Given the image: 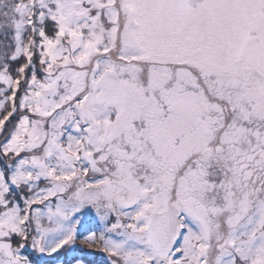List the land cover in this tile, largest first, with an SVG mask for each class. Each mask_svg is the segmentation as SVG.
Wrapping results in <instances>:
<instances>
[{"label": "rangeland", "instance_id": "374dc122", "mask_svg": "<svg viewBox=\"0 0 264 264\" xmlns=\"http://www.w3.org/2000/svg\"><path fill=\"white\" fill-rule=\"evenodd\" d=\"M151 1L0 0V115L5 107L8 110L0 117V132L6 119L11 120L8 131L12 130L7 139L0 136V264H153L144 231L133 230L131 220L121 218L133 215L128 212L131 202L112 185L103 192L90 184V174L94 172L96 177V169L74 170L62 158L64 150L73 153V148L81 147L62 137L76 138L78 131L91 145L100 146L92 135L107 140L101 127L86 116L87 109L92 113L90 103L94 102H119L126 90L113 84V75L103 68L121 66L133 77L131 69L149 70L152 64L168 78L174 77L169 80L174 93L181 91L175 77L197 79L196 85L188 87L195 92L192 97L197 103L187 107L196 106L199 112L205 107L204 115H199L204 123L202 155L206 156L208 176L217 175V162L224 160L230 137L237 149L232 189L243 210L222 223L224 216L220 212L218 217L215 200L218 190L197 186L196 203L203 198L205 209L191 214L185 208L184 216L188 218L189 213L193 220L187 222L185 241L209 240L213 250L221 244V264H235L234 257H239L237 264H264V72L260 73L263 79L259 75L262 80L253 74L250 79L251 73H231L234 80L230 83V77L221 81L211 72L223 59L157 55L152 60L144 54L152 40L153 49L162 48L167 54L187 46L180 41L184 31L176 29L178 22L168 20L163 4L158 14L157 8L150 7ZM152 18H158L160 24L153 30ZM34 37L40 38L43 54L37 64L28 59ZM210 46L205 41L201 49L209 51ZM133 49L140 58L121 60L117 55ZM19 54L25 56L24 61ZM29 63L38 67L29 73L25 87L21 83ZM153 93L161 95L158 89ZM97 95L103 99H92ZM91 124L95 131H90ZM157 137L160 141L159 134ZM221 144L226 145L222 153L217 146ZM247 149L252 151L249 158ZM227 186L224 206L231 202ZM182 194L174 187L167 197L159 196V201L179 200ZM229 223L234 227L228 230ZM163 260L160 254L154 258L158 264Z\"/></svg>", "mask_w": 264, "mask_h": 264}, {"label": "flooded vegetation", "instance_id": "af4514ba", "mask_svg": "<svg viewBox=\"0 0 264 264\" xmlns=\"http://www.w3.org/2000/svg\"><path fill=\"white\" fill-rule=\"evenodd\" d=\"M162 4L166 8L165 13L169 15L168 20L178 22L179 27L176 29L181 27L184 31L180 41L187 48L170 50L167 54L162 48L153 49L152 40L151 48L144 51L145 55L152 56V60L153 56L157 55L184 58L206 55L213 61L221 62L223 59L219 67L211 71L221 81H226V78L230 77L228 81L231 83L234 80L231 73H251L250 79L253 75L260 78V73L264 72V0H152L149 3L150 7L157 8L155 9L157 11H162L160 9ZM158 14H161L160 11ZM153 19L152 30L153 26L160 25L158 18L155 21ZM203 41L211 44L209 51L201 49ZM190 42L193 49H190ZM163 51L166 53H162ZM119 54L117 53L118 56H122L121 60L140 58V53L134 52V49ZM120 68L121 66H109L104 67L103 71L107 75H113L112 83L125 89V95L118 98L119 102L112 100L90 103L92 113L89 108L86 113V116L92 117L91 120L105 132L104 136L107 134V140L92 135L91 139L94 142L97 140L100 146L96 143L91 145L86 141V137L82 138L84 134L80 136L81 132L78 131L76 138L62 137L69 143L72 140L81 146L76 151L73 148V153L61 148L65 151L63 162L67 163L65 157L69 156L71 162L67 164L74 167V170L80 168V171L86 172L89 168L96 169V177L93 175L94 172L90 174V184L101 187L103 192L112 185L123 193L125 200L131 202L132 207L138 211L134 212L132 207L128 206V212H132L133 215H121L122 220H131L130 228L143 230L145 235L152 213L164 211L170 203L179 205V238L173 249L168 253L155 252L149 246L146 236L145 242L153 251V264H158L154 262L158 254L164 257L162 264H221V244L219 248L213 250L214 247L209 240L185 241V233L188 231L187 222L193 221L190 218L191 214L200 213V210L205 209L203 198L197 199L196 203L194 197L196 187L201 184L209 190L211 188L218 190L219 195H216L218 198L215 200L220 208L218 217L222 216L220 212L224 216L222 223L225 224L232 213L236 216L237 210L241 209L237 196L233 197L236 194L232 189L234 183L232 177L234 166L237 164V149L232 137L228 149L225 144L217 145L221 153L225 148L226 151L224 160L217 162V175L212 179L208 176V168L205 167L206 156L202 155L205 131L201 116L204 114L201 111L205 107L200 112L196 106H192V110L187 107L189 104L192 105V102L197 103V99L192 97L195 92L188 89L197 84V79L194 77L180 80L175 77V80L180 81L181 91L174 93L171 90L174 84L169 82L172 77L168 78L163 69H153V64L149 70L131 69L133 77ZM180 68L183 69L185 66ZM185 71L183 69L181 72ZM122 73L124 77H121ZM234 77L237 80V76ZM192 79L196 80L194 84ZM100 82L104 84L103 79ZM157 89L161 91L159 97L153 93V90ZM133 90H135L133 96H129L128 92ZM101 98L103 99L97 95L92 99ZM90 131H95L93 124L90 125ZM157 134L161 142L157 140ZM70 147L73 146L70 144ZM250 149L252 150V147ZM250 152L252 151L247 149L246 158L250 157ZM203 181H208V184H204ZM117 183L121 186L117 187ZM226 186L228 190L231 189V202L228 206H224L222 199ZM174 187L182 190L181 199L159 201V196L167 197ZM157 201L158 204L155 206ZM188 205L192 209H188ZM185 208L191 213H187L188 218L184 216ZM244 212L247 215L246 210ZM191 225L195 226L194 223ZM231 226L232 223L227 225L228 230ZM233 260L237 264L239 257H234Z\"/></svg>", "mask_w": 264, "mask_h": 264}, {"label": "water", "instance_id": "95a60500", "mask_svg": "<svg viewBox=\"0 0 264 264\" xmlns=\"http://www.w3.org/2000/svg\"><path fill=\"white\" fill-rule=\"evenodd\" d=\"M66 162H71V157H65ZM179 205L168 204L162 212H155L149 216L145 229L148 243L156 252L168 253L176 245L179 236Z\"/></svg>", "mask_w": 264, "mask_h": 264}, {"label": "trees", "instance_id": "16d2710c", "mask_svg": "<svg viewBox=\"0 0 264 264\" xmlns=\"http://www.w3.org/2000/svg\"><path fill=\"white\" fill-rule=\"evenodd\" d=\"M27 40V39H26ZM34 43L32 44V46H31V49L28 51V59H30V60H32L31 62H35V64H37V63H40L41 62V57L43 56V54H42V52H40V51H42V47H41V43H40V38L38 37H34ZM28 41V40H27ZM39 41V42H38ZM41 47V48H40ZM40 48V49H39ZM24 55H22V54H19V60H21L22 59V61H24ZM12 62L13 61H15V60H11ZM7 62H9V61H7ZM19 62V61H18ZM20 63H22V62H20ZM34 64V65H35ZM36 67H38V66H33V65H31L30 63L27 65V67H26V77H25V79L24 80H22V85H25V83H26V85H25V87H27V81H28V79H29V73L32 71V69L33 68H36ZM35 72H37V74H39V70H38V68H37V70L35 69ZM39 79L40 78V76H36L35 77V79ZM21 82V81H20ZM20 84V83H19ZM5 92V91H4ZM261 92V90H259V91H257V94H259ZM25 93V92H24ZM4 94H7L6 95V97H5V99L7 98V96H8V90L4 93ZM8 107V106H7ZM2 112H1V115H0V117H2V116H5V114L8 112V110H6V107L4 108V110H1ZM25 113V112H24ZM0 120H1V118H0ZM10 119H6L3 123H2V128H1V132H0V136H2L3 137V139H7V137L10 135V133L12 132V130H9L8 131V127H9V125H10V121H9Z\"/></svg>", "mask_w": 264, "mask_h": 264}]
</instances>
